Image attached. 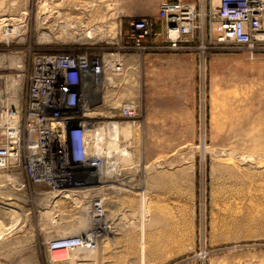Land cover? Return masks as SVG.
Here are the masks:
<instances>
[{"label":"rangeland","instance_id":"obj_1","mask_svg":"<svg viewBox=\"0 0 264 264\" xmlns=\"http://www.w3.org/2000/svg\"><path fill=\"white\" fill-rule=\"evenodd\" d=\"M131 1L0 0V96L24 54L134 55L128 23L154 18L158 4ZM211 1L218 3L193 2L206 14L194 44L203 52L151 49L135 57L133 74L129 65L117 78V89L104 91L135 100L140 115L135 127L117 114L102 119L123 123L117 132L127 147L111 154L110 178L127 189L99 192L110 233L93 251L56 259L45 233L85 230L88 202L52 198L42 186L19 191L0 174V264H264V52L217 43ZM5 25L17 33L5 37ZM67 217L75 223L61 227Z\"/></svg>","mask_w":264,"mask_h":264},{"label":"built area","instance_id":"obj_2","mask_svg":"<svg viewBox=\"0 0 264 264\" xmlns=\"http://www.w3.org/2000/svg\"><path fill=\"white\" fill-rule=\"evenodd\" d=\"M205 20L206 14L195 5L165 0L154 18L128 23L125 39L134 55L85 50L22 56L11 77L14 85L11 82L0 96V174L14 178L9 185L16 190L42 186V194L86 200L90 208L81 212L89 219L85 230L48 240L52 256L58 251H93L111 231L109 223L106 233L99 229L106 208L104 194L99 193L105 158L89 153L88 135L103 118L117 114L135 127L140 115L135 100L120 103L104 91L119 87L117 78L129 70L131 56L151 49L203 52L204 46L194 44ZM207 20L217 43L232 44L251 56L264 52V0H218L214 6L211 1ZM97 110L101 114L92 116Z\"/></svg>","mask_w":264,"mask_h":264},{"label":"bare ground","instance_id":"obj_3","mask_svg":"<svg viewBox=\"0 0 264 264\" xmlns=\"http://www.w3.org/2000/svg\"><path fill=\"white\" fill-rule=\"evenodd\" d=\"M15 29L16 28L13 27V26L5 25L3 27L4 36L8 37L9 35L16 34L17 32L15 33ZM59 37H60V35H59ZM13 81L14 80H12V85H14ZM10 102H11V104L14 105V100L12 98L10 99ZM100 114H101V111L97 110V111H94L92 113V116H98ZM120 125H123V123L120 122V121H116V120H102L101 122H98V124L95 126V128L92 129L89 132V135H88V137H89V147H88L89 148V153L91 155H95V154L102 155L105 158V166L103 168V173L105 174V179L103 180L104 184H102L100 186V189L122 190L123 187H125L124 189H127L126 188L127 187L126 183H121L122 181H119V180H115L114 181L113 179H110V178H112L111 171L113 169V165L115 164V162L113 163V160H112V159H114V155L112 156L111 154L114 152L115 155L117 153L118 157H121L122 154H124V151L127 148L125 145H122L121 142H120V135L117 132L118 127ZM120 148L122 150H120ZM118 157L116 159H118ZM3 179H4V182L7 181L10 184H14L15 183V179L12 178L11 176L5 175ZM128 189H131V187L128 186ZM73 200L76 201V199H73ZM84 225L86 226V224H84ZM107 225L108 224L104 222V224H100L99 229H103V231L107 232V228H106ZM79 226H80V224H79ZM65 253H66V251H58V252H55L53 255L56 256L55 257L56 259H58L60 256L63 257V255ZM57 256H58V258H57Z\"/></svg>","mask_w":264,"mask_h":264},{"label":"crops","instance_id":"obj_4","mask_svg":"<svg viewBox=\"0 0 264 264\" xmlns=\"http://www.w3.org/2000/svg\"><path fill=\"white\" fill-rule=\"evenodd\" d=\"M165 0H148V2L147 3H149V4H158V8H159V6L164 2ZM180 1H182V2H184V3H187V4H194L193 2L195 1V0H180ZM199 1H201V0H199ZM215 1V0H214ZM131 3H140L139 2V0H132L131 1ZM158 10V9H157ZM132 18V17H131ZM131 58H132V61L130 62L131 63V73L133 74V70L137 67V62L135 61V57H132L131 56ZM143 133V132H142ZM141 139H142V143L140 144V146L141 147H145V138H144V133H143V135L141 136ZM134 146V144L131 142V147H133ZM56 211H57V209H55ZM62 225H61V227H69V226H71V225H73L74 223H71V220H69V218L67 217V219L66 218H64V220L62 221ZM71 223V224H70ZM45 235L47 236V238L48 239H51V238H53V236L54 235H56L55 233H53V232H47V233H45ZM57 237V236H56Z\"/></svg>","mask_w":264,"mask_h":264}]
</instances>
